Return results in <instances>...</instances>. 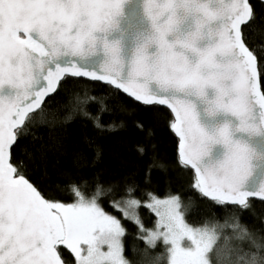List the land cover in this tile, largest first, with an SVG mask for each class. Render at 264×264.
I'll list each match as a JSON object with an SVG mask.
<instances>
[{
    "label": "snow or ice",
    "instance_id": "obj_1",
    "mask_svg": "<svg viewBox=\"0 0 264 264\" xmlns=\"http://www.w3.org/2000/svg\"><path fill=\"white\" fill-rule=\"evenodd\" d=\"M68 76L113 86L149 110L166 106L177 163L193 170L202 198L241 209L251 208L250 197L264 202V175L255 178L264 168V17L251 0H0V264H66L64 250L75 264H133L127 230L105 203L136 225L150 264H264V229L238 218L193 225L178 194L145 193L150 202L142 203L135 185L121 194L96 182L88 192L82 178L68 181L75 202L46 197L28 171L46 162L60 132L49 129L44 143L32 128L46 126L41 105ZM76 100L73 111L102 130L84 110L97 98ZM29 136L41 141L34 151L21 140ZM140 207L156 212L154 229L144 227Z\"/></svg>",
    "mask_w": 264,
    "mask_h": 264
},
{
    "label": "trees",
    "instance_id": "obj_2",
    "mask_svg": "<svg viewBox=\"0 0 264 264\" xmlns=\"http://www.w3.org/2000/svg\"><path fill=\"white\" fill-rule=\"evenodd\" d=\"M251 2L257 16L264 17V2ZM85 92L97 98L84 110L93 117L99 116L104 125L102 130L96 128L93 120L85 117L83 111H73L77 107L76 97H83ZM101 105L103 111L100 110ZM42 109L43 124L46 126H41V121H37L32 131L37 136L43 135L44 143H51L48 139L49 129L59 131V146L48 153L46 162L39 169L29 168L28 176L46 197L66 204L75 202L68 181L79 183L82 178L87 180L82 190L88 192L94 191L96 182L105 186L118 185L121 194L125 185H135L137 191L133 195L142 203L150 202L145 193H153L160 199L178 194L182 205L186 206V211L182 208L185 218L193 225L202 224L205 220L223 225L225 221L232 223L238 218L242 225L251 230L264 229V202L251 200L249 209L217 205L202 198L191 187L193 170L182 169L177 163L178 139L169 127V121L174 118L166 108L152 106L149 110L109 85L67 77ZM68 115L72 117L70 120L65 119ZM137 123L144 125L143 130L137 127ZM110 125L115 127L110 128ZM21 140L30 151H34L33 144L38 148L41 143L31 136ZM139 146L145 149L144 154L137 151ZM97 152L100 153L98 160ZM14 155L20 157L22 151ZM77 156L82 158L83 163L78 165L75 162ZM189 198H192L191 201ZM103 206L107 212L121 219L127 230L124 238L127 257L133 264H150L153 253L149 250L145 254L144 243L134 239L136 225L123 219L107 203ZM138 213L144 227L154 229L157 222L154 212L140 207ZM132 246L136 248L135 254L128 250ZM155 251L160 252V247ZM63 258L66 264H75L69 251L64 250Z\"/></svg>",
    "mask_w": 264,
    "mask_h": 264
},
{
    "label": "water",
    "instance_id": "obj_3",
    "mask_svg": "<svg viewBox=\"0 0 264 264\" xmlns=\"http://www.w3.org/2000/svg\"><path fill=\"white\" fill-rule=\"evenodd\" d=\"M260 1H262V2H264V0H260ZM243 27V26H242ZM68 77H71V76H68ZM65 78H67V77H65ZM72 78H78V79H85V80H88V81H92V82H99V83H102V84H105V83H103V82H101V81H93V80H91L90 78H88V77H72ZM63 81V80H62ZM62 81H61V83H62ZM105 85H107V84H105ZM110 86V85H109ZM111 87H113V86H111ZM114 88V87H113ZM115 89V88H114ZM58 90V89H57ZM118 91H120V90H118ZM57 92V91H56ZM55 92V93H56ZM121 92V91H120ZM55 93H53V94H51L50 96H48V97H46L45 98V101H44V104H45V102L49 99V98H51L53 95H55ZM122 94H124L123 92H121ZM126 97H128V98H130V99H132L133 101H135L133 98H131V97H129V96H127L126 94H124ZM135 102H137V101H135ZM137 103H139V102H137ZM44 104H42L41 105V108L43 107V105ZM140 104V103H139ZM156 106H159V107H163V108H166L167 110H169L166 106H163V105H156ZM40 109H37L36 111H39ZM170 111V110H169ZM171 113V112H170ZM32 114H34V113H30L29 115H32ZM172 114V113H171ZM172 116H173V114H172ZM173 118H174V116H173ZM174 133V132H173ZM174 135L176 136V138L178 139V143H179V138H178V136L174 133ZM261 175H264V168H262L260 171H258L257 172V174H256V179L258 180L259 179V177L261 176ZM206 199H208V198H206ZM208 200H210V199H208ZM251 200H256V201H260L259 199H256V198H254V197H250L249 198V201H251ZM211 201V200H210ZM260 202H262V201H260ZM225 205H229V206H239V205H233V204H225ZM240 207V206H239Z\"/></svg>",
    "mask_w": 264,
    "mask_h": 264
},
{
    "label": "rangeland",
    "instance_id": "obj_4",
    "mask_svg": "<svg viewBox=\"0 0 264 264\" xmlns=\"http://www.w3.org/2000/svg\"><path fill=\"white\" fill-rule=\"evenodd\" d=\"M152 210V209H151ZM153 211V210H152ZM158 211L161 213V214H163L164 213V211H165V208L163 207V206H161V207H159V209H158ZM154 212V214L156 215V212L155 211H153ZM156 218H157V221H158V219H159V217L156 215Z\"/></svg>",
    "mask_w": 264,
    "mask_h": 264
}]
</instances>
